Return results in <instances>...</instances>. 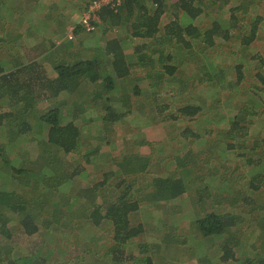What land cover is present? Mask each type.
<instances>
[{
  "label": "trees",
  "instance_id": "16d2710c",
  "mask_svg": "<svg viewBox=\"0 0 264 264\" xmlns=\"http://www.w3.org/2000/svg\"><path fill=\"white\" fill-rule=\"evenodd\" d=\"M167 1L170 0H122L115 7H101L94 25L100 24L102 28V44L78 55L75 49L82 43L70 39L63 42L58 50L60 58L52 65L54 76L50 77L42 64L32 59L22 61L15 57L10 70L0 69V101L11 106L9 111L0 113V127L8 122L9 128L0 134V165L4 168L1 172H9L33 186L36 203L44 208L38 212L39 207L31 208L24 198L0 184V235L9 239L16 231L25 236L39 233L44 247L18 255L1 246L0 264H60L59 256L65 260L64 264H264V237L260 238L264 220L259 225L251 216L252 213L256 216L260 207L252 196L264 193V136L256 139L248 135L255 124H262L264 128V117H261L264 75L256 70L245 72L246 50L255 45L252 43L258 41L264 28L261 13L264 4L253 8L255 13L250 15V6L255 0H175L174 15L166 18ZM208 2L216 7L210 12L206 8ZM3 7L0 2L2 29L9 10ZM178 12L186 18V23ZM204 16H209V23L200 25L197 19ZM229 46L238 49L234 51ZM225 55L230 59L233 77L230 80H227L228 66L217 65V57ZM136 67L144 69L150 86L134 83L120 88L119 82ZM248 75L251 76L249 84L242 85ZM200 86L211 95L197 102L194 100L199 98ZM239 89L242 98L236 102L237 95L232 93ZM62 92L78 99H73L71 106L69 102L63 106L58 101ZM161 93L181 94L182 101L174 110L165 112L168 105L156 100V95ZM49 98L55 99V105L34 117L29 116L35 103ZM221 107L228 112H217ZM17 110L25 119L10 122V116ZM88 110L95 115L86 119L84 114ZM134 110L145 114L154 112L162 124L169 118L185 124L186 140L177 141L171 153L163 155H158V149L152 147L146 156L120 151L110 157L100 155L104 146L111 148L112 144L106 130H113L126 113ZM215 114L219 115L218 119ZM213 118L218 135L223 138L220 151L234 152L240 171L231 179L224 175V170H207L201 172V177L196 176L198 189L193 190L199 200L204 196L210 198L198 205L207 206L209 200L210 209L203 206L205 213L189 224L195 231L193 236L180 240L173 237L175 240H169L167 245L189 247L190 238H193L190 241L204 238L211 241L210 247L216 253L213 257L205 254L185 260L183 257L170 259L150 240H140L147 221L131 223V216L141 215L143 210L136 198L142 193V202L154 205V212H158L164 204L190 190L188 184L194 172L187 166L203 152V148L194 146L203 134L209 138L210 129L206 128ZM202 120L207 122L202 124ZM189 121L197 130L189 126ZM81 122H87L85 127ZM98 133L101 135L95 138ZM86 136L89 141L83 139ZM18 137L37 143V157L45 158L46 167L39 165L33 171L23 158L21 162L19 157L16 161L10 159L12 143L20 142ZM180 145L187 147L185 155H172ZM73 154L78 157L75 167H71L72 160H69ZM153 157L164 170L156 169L155 162H150ZM165 161L174 167L166 171ZM88 164L93 168L91 173H87ZM150 175L151 180L145 182ZM90 176L92 180L98 177L97 181L83 184L86 192L74 197L79 189L77 179ZM208 178L212 180L210 183ZM0 182L6 184L1 179ZM66 185H69L68 191ZM224 204L227 207L219 209ZM165 209L171 210L168 205ZM76 225H91L106 239L102 248H96L93 236L77 238ZM248 229L251 231L246 235ZM64 233L72 237L66 236L60 242L57 236ZM67 237L71 238L72 247L68 246ZM90 257L92 261H87Z\"/></svg>",
  "mask_w": 264,
  "mask_h": 264
},
{
  "label": "rangeland",
  "instance_id": "374dc122",
  "mask_svg": "<svg viewBox=\"0 0 264 264\" xmlns=\"http://www.w3.org/2000/svg\"><path fill=\"white\" fill-rule=\"evenodd\" d=\"M7 1V0H4ZM32 0H9L8 7H9V21H8V27L11 28V24L14 26L15 29L20 25L22 22V18L19 17L21 11L20 7L28 6L31 3ZM36 2L35 7H38V13L37 16H41L43 19L40 24L35 28H33V33H35V39L37 41V44L32 41L31 38H28V41L30 44L27 43H21V40L19 36L15 34L14 29H5L4 28V20L5 18L8 20V16L5 13L4 20L2 22L3 31H6L7 37L9 40H11L13 43V48H9L8 43L4 40L3 34H2V27H0V69H5L4 71H8L12 68V62L14 61V58H18L22 61L26 60L27 55L29 52L26 51V48L32 49V54H38L42 50L46 49L48 46L51 50H48V52L43 56L40 54L39 58H43L41 60H37V63H43L48 66H51V64L54 62L55 57H52V55H55L58 53V51H53V46L57 44L58 41L63 40L61 43L65 42L66 40V32L71 29L74 33V38L71 39L75 41L76 43H82L83 46H78L75 51L79 54H81L84 50L87 49H93L96 48L95 44L99 43L101 40L102 35V28L100 27V24L97 26L94 30V32L89 33L84 31L82 28L80 29V23H79V16L82 12L81 7H83L84 3L86 4L88 0H34ZM238 2H241L242 0H237ZM168 2V1H167ZM175 0H170L166 5L169 7L167 10L166 18H171L174 15V4ZM249 10L250 15L255 13L254 9L255 7H262L263 1L262 0H255L253 2ZM207 10L210 12V10L216 8L212 3L206 4ZM15 9L14 16L12 14V10ZM81 10V11H80ZM177 12V11H176ZM261 13L264 17V7L261 8ZM178 15L181 17L182 21L186 23V18L182 17L180 13L178 12ZM13 17V19H12ZM163 20H165V15L162 16ZM21 19V20H20ZM209 16L199 17L197 19V22L200 23V25H207L209 23ZM50 22L47 24V22ZM264 22V21H263ZM1 24V22H0ZM81 27V26H80ZM52 32V33H51ZM261 37L257 39L252 43L254 45L251 49L246 50L248 52V60H247V67L245 69L246 74L249 73V71H257L262 72L264 75V28L261 30ZM52 37L50 41H52L53 44L50 45V42L47 44H44L47 42V38ZM62 39H59L61 38ZM58 39V40H57ZM102 41V40H101ZM60 43V45H61ZM88 45L87 47L84 45ZM59 47V46H58ZM226 47V46H225ZM48 48V49H49ZM231 50L236 51L238 49L237 46H229L227 47ZM8 49V50H6ZM10 49V50H9ZM14 52L11 54L12 59L6 60V58H3L6 51ZM127 53H131V49H127ZM31 53L28 55L30 56ZM6 56V55H5ZM43 56V57H42ZM217 65H227V69L229 73H227V80L232 79L231 69L229 65V55L220 56L217 57ZM51 63V64H50ZM50 69V68H49ZM47 72H51V70H46ZM193 71V70H191ZM193 74V73H192ZM251 80V76L248 75L247 79L244 80L242 85H248L249 81ZM137 84L143 87L150 86L148 78L145 75L144 69L136 67L135 69L132 68L131 74L125 78L123 81L119 82V87L122 88L124 86L130 87L133 84ZM203 90L202 86H200ZM200 87H198L197 92H201L199 95V98L197 97L194 101H203L205 98L209 97L211 94L210 92L199 91ZM208 89V88H207ZM210 90V89H209ZM208 91V90H207ZM240 89L239 91H236L232 93L233 95H237L235 98L236 102H241V95H240ZM242 93V92H241ZM226 93V95H228ZM76 93H74L73 96H75ZM175 95V96H174ZM170 95L168 93H161L156 95V100L158 102H162L163 104L168 105V108H166L165 112H168L169 110H174L175 105L182 101V96H180L178 93ZM225 97V96H224ZM227 98V97H226ZM224 98V99H226ZM78 99V96H75V98H72L71 95L61 93L58 97V101L60 103H63L64 105H67L68 102L69 105H73V101ZM53 98L39 100L37 103H35L34 108L29 112V116L34 117L37 113H41V111L48 110L50 107L55 105ZM193 100V99H192ZM149 100L148 102H150ZM223 101V99H222ZM233 102V101H232ZM3 103V104H2ZM225 104V103H224ZM11 107L10 104L6 101H0V113H4L6 111H9ZM208 112V111H207ZM217 112L227 113L228 111L219 108L217 109ZM216 112V113H217ZM152 114V115H151ZM86 119L91 118L95 115V112L93 111H86L85 112ZM216 115V114H215ZM26 116L23 115L21 111H16L12 116H10V122H19L23 118L25 119ZM219 115H216L215 118L218 119ZM261 117H264V113L261 114ZM153 118V121L151 120ZM212 119L211 123L209 124L208 128L210 129L209 138L208 135H202L204 137H201V141H197L195 143L194 148H203V152L199 154L195 162L193 164H189L187 167H191L193 174V180H191L190 185L191 188L189 191L183 194L181 198L177 197L172 199L169 203L164 204V207L162 211L154 212V205L147 204L146 202H142V199H140V196L142 193L136 198L140 201L141 205H143V210L140 212L141 215H133L131 216V223L137 224L138 222L147 221L146 225H144V232L142 234V237L140 240H150L152 244L158 246L160 248L161 253L165 254L170 259H174L175 257H183L184 260L187 257L196 256H202L205 254H208V256L213 257L216 253V250L213 247H210L211 241L208 239L200 238L196 239L194 241H190L193 238H190L189 240V247L185 245H178V244H170L168 247V241L173 239L175 237L176 239L180 240L183 238L191 237L194 235L195 231L191 229L190 225L191 222H193L197 217L202 216L205 211L203 210L204 205H198V203H201V201L205 199H210L206 196L201 197V201L199 200L197 193L193 189H198L197 186V180L196 176L201 177V172H206L207 170H217L222 171L224 170V175L229 176L231 179L232 176L237 175L240 171L239 169V159L236 161L234 159L233 153L234 152H222L220 151V144L223 141V138H221L218 134L219 130L217 129V122ZM194 122V121H193ZM207 122L206 120H202L201 123L205 124ZM85 127L87 122H81ZM118 126L114 127L113 130L110 131V129L106 133H108L109 141L111 144V148L108 146H104V150L101 151L100 155H103L104 157H110L111 155H117L120 151L122 154H131L133 152H137L141 155H148L150 154V150L152 148L158 149V155L159 154H166L171 153L172 148L174 145H176L177 141L186 140L185 135H183V129L185 127V124H179L173 120L166 119L164 120V123L162 124V120L158 121V116L154 115V112H150L149 114H145L141 111H131L130 113H126L124 118L121 119L116 123ZM190 127H194L191 121L188 122ZM83 127V128H84ZM261 125H253L250 129V137L261 139L264 136V128H262ZM98 129V128H97ZM192 129V128H191ZM195 130H197L196 127H194ZM8 122L5 126V123L0 127V134L6 133L8 131ZM201 130V129H199ZM202 131V130H201ZM208 131V130H206ZM105 132V131H103ZM142 132L143 135H139L136 133ZM203 132V131H202ZM101 133H98L95 135V138L100 136ZM189 135V134H187ZM1 136V135H0ZM8 138V137H7ZM13 138V137H12ZM19 138V137H18ZM89 137L86 136L83 139H88ZM200 138V139H201ZM20 142L12 143L14 145L12 153H10V159L13 161H16V158L19 157V162H21V158H23L26 161V164L29 166L31 165V168L33 171L38 170L39 165L41 167H46L47 165H44L45 158L38 159L37 155L39 154V147L37 143L33 140L31 141H22L21 138H19ZM94 141V140H93ZM148 142V144L146 143ZM85 141L82 140V145L85 146ZM8 148L10 146H7ZM187 151V147L180 145L179 149L174 152L172 155L180 156L185 155V152ZM102 156V157H103ZM181 156V157H182ZM71 161V167H75L77 165L78 157L75 156V154L69 156ZM168 161V160H167ZM81 162V160H80ZM152 163L155 162L156 169H163V166L161 164H158L156 162V159L153 157L151 159ZM75 165V166H74ZM226 165L231 166V168L227 169ZM235 165V166H234ZM234 166V167H233ZM43 167V168H44ZM52 166H49L47 168H50ZM87 172L91 173L93 168L90 164L86 165ZM165 167L167 168L166 171H169L172 167H174V164L167 163L165 161ZM78 168V166H77ZM233 168H236V171H232ZM4 170L3 166L0 165V179L3 180L4 183L0 184L3 187H8L9 190L15 192L18 194L21 198H24L31 206L35 207L36 209L39 207V211H44L42 204L36 203V195H35V189L33 186L28 185L27 182L23 181L19 177L11 176L9 172H1ZM37 172V171H36ZM218 175V174H217ZM92 176V175H91ZM91 176L89 179L87 178H78L77 181L79 183L78 185V191H76L74 194V197L78 198V195H80L81 192H86L84 189L85 187H82L85 183H94L97 181L98 177L94 180L91 179ZM156 176V175H154ZM219 176V175H218ZM25 177V176H24ZM133 177L135 178V175L133 174ZM152 176L146 177L144 180L145 182H149L151 180ZM221 179V178H220ZM209 183L212 181L210 178L207 179ZM217 182H219V179H216ZM196 185H195V184ZM67 189L69 190V185H66ZM149 188V187H148ZM147 188L148 191L149 189ZM109 192V189L107 190ZM73 194V195H74ZM252 199L257 203V206L260 205L259 209H257V215L255 216L254 213H252V219L254 221H258L259 225L261 220H264V193L263 195L258 194L255 196H252ZM96 201H98L96 199ZM204 203V202H203ZM226 203V202H225ZM207 210L210 209V201L208 200L206 202ZM168 205V209H171L166 212L165 207ZM75 206V204H74ZM227 207V204H224L223 206H219V209H225ZM10 215L11 213L8 212ZM260 215V216H259ZM257 217V218H255ZM259 217V218H258ZM77 226V227H76ZM75 230L78 232L77 238H83L88 236H93L95 238V245L97 249H101L104 243L106 242V239L101 234L97 233L95 230L92 229L91 225H76ZM11 227V226H10ZM42 229V228H40ZM251 230L246 231V235L250 233ZM56 232V231H53ZM60 233V232H58ZM57 233V234H58ZM66 236H70L68 233H64L63 235L57 236V239L62 242ZM261 236V237H260ZM260 238L264 237V229L261 230ZM72 237V235L70 236ZM70 237H67V240L69 241V245L72 247V240ZM41 235L39 233L32 235V236H25L23 233H20L19 231H16L12 234V237L7 239L0 235V247L3 246L6 249H10L12 252L14 251L15 254L18 255H26L29 254V252L38 251L40 249H44V247L41 246ZM138 240V241H140ZM175 240V239H173ZM59 242V241H58ZM137 243V242H136ZM161 243V245L157 244ZM72 251V249H70ZM10 251V252H11ZM56 258V257H55ZM59 260L58 263L64 264V259L61 258V256L58 257ZM190 258V260L192 259ZM87 261H92L91 257ZM193 263V261H190ZM195 264V263H194Z\"/></svg>",
  "mask_w": 264,
  "mask_h": 264
},
{
  "label": "crops",
  "instance_id": "0c3cea01",
  "mask_svg": "<svg viewBox=\"0 0 264 264\" xmlns=\"http://www.w3.org/2000/svg\"><path fill=\"white\" fill-rule=\"evenodd\" d=\"M91 0H88L87 1V3L85 4L84 3V5H83V7H81V10H82V12L83 11H85L88 7V5H89V2H90ZM0 2H2L3 4H4V6L5 7H3L4 9L5 8H7L8 7V3H9V0H7V1H4V0H0ZM35 4H36V2H31L28 6H24V7H20V11H21V13H20V15H18L19 17H21L22 18V22L20 23V25L17 27V29H15L14 28V26L11 24V28H9L8 27V21H9V17L11 16V15H9V10L8 11H6V15L8 16V20L5 18V20H4V28L5 29H7V28H9V29H14L15 30V34L17 35V36H19V38H20V40H21V43H27V44H30L29 43V41H28V38H31L32 39V41L33 42H35V44L34 45H36L37 44V41H36V39H35V33H33V28H35L36 26H38L40 23H41V21H42V17L41 16H37V13H38V7H35ZM9 8V7H8ZM80 10V11H81ZM14 12H15V9H13L12 10V14H13V16H14ZM81 12V13H82ZM12 19H13V17H12ZM21 20V19H20ZM47 22V21H46ZM50 22H47V24H49ZM40 25H42V24H40ZM99 24H97V26H98ZM3 28V29H4ZM73 28V27H72ZM71 28V29H72ZM3 29L1 30L2 31V34H3V38H4V40L8 43V45H13V43L14 42H12L11 40H9L8 39V37H7V34H6V31H3ZM52 33V32H51ZM52 39V37H48L47 38V42L46 43H44V44H47V43H49L50 42V45L51 44H53L52 43V41H50ZM59 39H62V37L61 38H59ZM58 40V39H57ZM102 40V39H101ZM100 40V42L99 43H97V44H95V46H97V45H101L102 44V41ZM63 40H60V41H58V43L59 44H57V41H56V45H58L59 47H60V43L62 42ZM62 44V43H61ZM82 46H83V42H82V44H81ZM58 46H53L52 48H53V51L54 50H56V51H58L59 50V47ZM84 46H88V45H84ZM49 48V46L46 48V49H44V50H42L40 53H38V54H32V52H31V50L32 49H30V48H26V51L27 52H29V54L31 53V55L30 56H28L27 55V57H26V60H29V59H32V60H41V59H43L44 57V55L48 52V50H51V46H50V48ZM14 52H12V50L11 51H6L5 52V55H4V57L3 58H6V60H9V59H12V56H11V54H13ZM40 54L41 55H43L42 57L43 58H39L38 59V57H40ZM52 57H55V59H54V62L51 64V66H48V65H46V64H43L42 63V67L44 68V69H46V70H51V72H47L48 73V75L51 77V76H54V72H53V70H52V65H54V63L57 61V60H59V58H60V55H59V53H56L55 55H52ZM41 64V63H40ZM50 68V69H49ZM88 173V172H87Z\"/></svg>",
  "mask_w": 264,
  "mask_h": 264
},
{
  "label": "built area",
  "instance_id": "2783aa9c",
  "mask_svg": "<svg viewBox=\"0 0 264 264\" xmlns=\"http://www.w3.org/2000/svg\"><path fill=\"white\" fill-rule=\"evenodd\" d=\"M122 0H91L89 2L88 8L83 11L79 16V23L81 28L86 32H93L96 28L94 22L98 20L97 11L103 6L115 7L120 4ZM98 22V21H97ZM66 39H73L74 33L72 29H69L65 35Z\"/></svg>",
  "mask_w": 264,
  "mask_h": 264
}]
</instances>
